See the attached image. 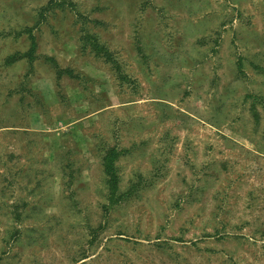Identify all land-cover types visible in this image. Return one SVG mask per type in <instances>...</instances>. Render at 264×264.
I'll list each match as a JSON object with an SVG mask.
<instances>
[{
  "label": "rangeland",
  "instance_id": "rangeland-1",
  "mask_svg": "<svg viewBox=\"0 0 264 264\" xmlns=\"http://www.w3.org/2000/svg\"><path fill=\"white\" fill-rule=\"evenodd\" d=\"M0 264H264V0H0Z\"/></svg>",
  "mask_w": 264,
  "mask_h": 264
},
{
  "label": "trees",
  "instance_id": "trees-1",
  "mask_svg": "<svg viewBox=\"0 0 264 264\" xmlns=\"http://www.w3.org/2000/svg\"><path fill=\"white\" fill-rule=\"evenodd\" d=\"M31 39V48L33 49L34 47V38L32 37V35L30 36ZM95 45L98 46V43H96ZM118 152L116 151L115 148H110L107 156L105 157V168L106 171L108 173V175L111 177V179H114V169H113V164H114V160L117 157Z\"/></svg>",
  "mask_w": 264,
  "mask_h": 264
}]
</instances>
